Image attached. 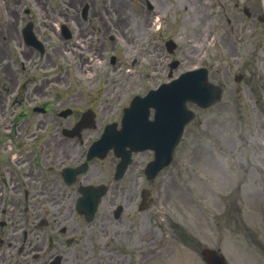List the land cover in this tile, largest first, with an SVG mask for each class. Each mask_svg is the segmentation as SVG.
Masks as SVG:
<instances>
[{"label":"rangeland","instance_id":"rangeland-1","mask_svg":"<svg viewBox=\"0 0 264 264\" xmlns=\"http://www.w3.org/2000/svg\"><path fill=\"white\" fill-rule=\"evenodd\" d=\"M200 1L205 5V0ZM200 1L185 0V4L192 7L200 4ZM97 4H101V1L98 0ZM133 4L137 8L135 13H131L133 17L140 15V20L143 14L144 19H147L149 15L146 10L142 7L140 9L136 0H133ZM131 7L129 2V9ZM187 13L193 19L192 9H186L184 15ZM180 19L184 21L183 12ZM223 25L226 26L224 19ZM178 27L189 35L194 30L193 25L187 21L185 26L179 23ZM255 31V38L236 44L239 50L237 64L229 59L227 66L231 73L239 69L245 71L247 77L253 76L252 87L244 86L245 90L254 87L255 97L245 94V90L237 96L236 84L229 82L227 85L232 88L231 100L227 103L222 100L215 107L199 112L196 121L200 119L201 124L195 122L186 129L174 163L166 171L167 174H174V177L167 179L164 184L160 183L164 193L160 194L159 202L152 209L154 212L148 216L140 214L137 221L138 226L141 225L150 233V238L157 237L160 245L166 244L167 247L179 244L175 229L173 234L170 228L173 221L184 225L194 234L199 243L195 250L203 246L224 247L226 240L229 246H225L229 256L227 264H261L251 254L243 255L239 247H249L256 251L258 258H264V250L252 248L255 230L260 237L261 247H264V173L251 167L249 162L264 159V104L259 107L256 101V94L260 93L264 102V26L255 28ZM251 44L253 46L250 48ZM185 51L186 47H182V52ZM183 61V65H187L194 58ZM211 61L214 65L218 64L215 58ZM238 186L236 203L233 193ZM235 210H238L240 217H248L245 232L236 226ZM257 224L259 226L256 228ZM164 234H167L166 241ZM196 253L189 252L182 255L181 259L201 264ZM176 262L180 263L178 257L171 264Z\"/></svg>","mask_w":264,"mask_h":264},{"label":"flooded vegetation","instance_id":"flooded-vegetation-1","mask_svg":"<svg viewBox=\"0 0 264 264\" xmlns=\"http://www.w3.org/2000/svg\"><path fill=\"white\" fill-rule=\"evenodd\" d=\"M69 6L73 11L71 15L76 18L72 21L74 18L71 16L69 22L79 28L75 33L71 30L70 40L63 39L52 19L39 24L36 32L44 42H53L54 37H59L62 41L72 42L73 47L82 48L88 52L91 48V45L88 46V38L92 33L88 30L89 26L84 27V25L86 22L90 25L92 20L89 17H93L96 12L88 10L89 19L85 21L77 19L79 9L76 5L69 4ZM6 12L7 39L16 41L14 30L20 18V9L8 5ZM11 25L14 28L9 31ZM22 55L26 61L31 58L33 60L49 59V53L40 55L32 51H24ZM98 56L103 57L102 50L98 52ZM78 59L79 67L75 71L87 72V68L84 67L87 59L82 57ZM12 61L15 63L13 52L9 48L0 46V78L4 80V83H0V236L19 234L16 238L17 243H12L11 237L4 242L0 238V264H45L44 261L29 259L26 250L18 257L12 254V250L14 247H21V250L24 247H45L42 243L33 241L30 236L33 218L39 217L38 221L40 223L43 221L44 229L51 221L50 230L55 232L59 223H55L54 218L64 219L67 216L58 203H70L72 189L63 183L61 171L66 166H76L83 161L85 150L80 147L85 144L89 128L82 129L78 137H68L63 134V125H66L67 129L73 128L83 113L88 110L85 105L75 104L74 101H87V99L83 91H80V94H70L68 99H62L60 109H70V114L67 116L58 114L60 110L58 106L53 111H49L51 103L47 98L52 97L57 103L60 95H53L52 90L35 88L32 89L34 96H27L25 89L27 85L18 82L11 68ZM59 79L58 74L55 80ZM94 80L113 81L107 76H99ZM110 88L111 90L102 99L90 100L91 103H95L94 106L97 108L95 117L101 123L117 121L122 108L126 106L121 85L111 84ZM114 90L115 93L112 94ZM41 108L45 112H39ZM32 125H35L34 129ZM92 173L91 168V171L87 170L84 175L77 176L76 182L80 184L87 181ZM50 205L57 206L48 213ZM46 240L47 247H70L71 244L78 242L71 228L62 226L57 232L50 234ZM113 255L111 252L110 256Z\"/></svg>","mask_w":264,"mask_h":264}]
</instances>
